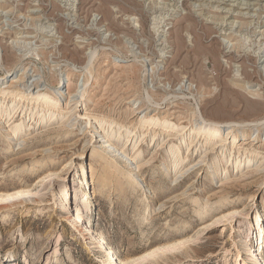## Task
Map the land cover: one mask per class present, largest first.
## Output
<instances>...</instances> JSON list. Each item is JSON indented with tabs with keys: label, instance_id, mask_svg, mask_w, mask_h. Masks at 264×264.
<instances>
[{
	"label": "rangeland",
	"instance_id": "374dc122",
	"mask_svg": "<svg viewBox=\"0 0 264 264\" xmlns=\"http://www.w3.org/2000/svg\"><path fill=\"white\" fill-rule=\"evenodd\" d=\"M206 122L237 146L190 143ZM73 177L116 264H253L264 0H0V264H110L61 212Z\"/></svg>",
	"mask_w": 264,
	"mask_h": 264
},
{
	"label": "bare ground",
	"instance_id": "6f19581e",
	"mask_svg": "<svg viewBox=\"0 0 264 264\" xmlns=\"http://www.w3.org/2000/svg\"><path fill=\"white\" fill-rule=\"evenodd\" d=\"M6 92V91H4ZM37 99H41V100H45L47 98L46 94H38ZM36 99V98H35ZM40 100V101H41ZM44 102V101H43ZM49 105V104H48ZM12 108V107H11ZM46 109V108H45ZM50 117V115H49ZM150 121V122H149ZM101 122V121H100ZM145 122H149L148 124H152V125H161L164 126L165 128H162L160 126V128L162 130H167L169 135H173L174 134V130L178 129L179 126H175L174 124L172 125L171 129H168L167 126L169 127V125L171 124V122H169L167 119H163L162 121L158 120L157 118H149L148 120H145ZM98 123L96 122V119L94 120H89L87 122V125H89V129H91V131H93L95 133L94 137H99L96 138L97 142L100 143V146L103 147L101 144L102 143H106V148L107 151H113L114 146L107 144V140L105 139V136L98 134L97 128H98ZM263 123V122H262ZM227 126V125H225ZM220 127H224L223 123L218 124V123H210V122H206L204 125H199L196 126L193 129V132L191 134V140L190 143H192L193 141H195V139L197 138V140L199 139H203L205 140V142L210 143V145L208 147L211 146L212 149L214 148H219L222 150L223 147H225L226 144L229 145V147H233V146H237V142H236V135H232V139L228 140L227 136L224 135V133L219 132V128ZM157 129V128H156ZM95 130V131H94ZM184 130V128H183ZM191 131V130H190ZM17 132V131H16ZM97 133V134H96ZM178 133V132H177ZM180 133V131H179ZM230 133V132H229ZM228 134V133H227ZM168 135V136H169ZM190 135V134H189ZM178 137V136H177ZM180 138H183V136H179ZM179 138V139H180ZM190 138V137H189ZM15 139V138H13ZM174 139L173 137H168V140ZM184 139V138H183ZM92 140V138H91ZM184 142V141H183ZM181 143V142H180ZM191 145V144H190ZM207 145V144H206ZM196 147V146H195ZM206 148V146H205ZM210 148V149H211ZM236 148V147H235ZM114 152V151H113ZM121 152H119L120 155ZM118 155V154H117ZM123 155V154H121ZM125 157V156H124ZM126 158V157H125ZM178 160V159H177ZM250 160V159H249ZM175 162V161H174ZM178 162V161H177ZM176 163V162H175ZM242 163V161L238 160L237 164L240 166V164ZM182 172V171H181ZM184 173V172H183ZM182 175V174H181ZM51 179V178H50ZM49 180V179H48ZM41 181H43V179H41ZM45 181V178H44ZM47 181V180H46ZM47 183V182H46ZM51 183V182H50ZM79 183V181L73 177L71 180H68V184H67V189L62 190L61 192L57 193V200H61V202L64 205V209L61 211L62 214L65 216V219L69 220L77 229H79V231L82 233L83 237L85 239L88 240H93L95 242H93V246L98 250V252L102 255H106L109 257L110 259V264H116L114 261V257L113 254L110 252V250L108 249L107 243L105 241V239L100 236L97 231L91 226V224L89 222H85L84 219L82 218V215L79 213L78 208H73L72 207V198H71V194L70 192V188H72V186H77ZM81 183V188H87V190L82 191L81 193V203H83V208L85 210H87L88 204L86 203V199L89 197V183L87 180L82 181ZM51 185V184H50ZM28 191V190H27ZM36 192L33 193V196L35 195ZM27 194H29L27 192ZM37 194V193H36ZM39 195V194H38ZM68 195L70 197V200L68 201ZM32 196V195H31ZM36 197V196H34ZM10 198V197H9ZM12 198V197H11ZM14 198V197H13ZM33 198V197H32ZM37 198V197H36ZM34 199V198H33ZM55 199V198H54ZM9 200V199H8ZM30 200V199H28ZM27 201V200H26ZM38 201V200H37ZM36 201V202H37ZM67 201V202H66ZM39 203V202H38ZM234 211V210H233ZM237 211V210H236ZM231 212V211H230ZM229 212V216H230V221L232 222L233 218L236 216V212L234 211L233 213ZM203 213V212H202ZM240 213V212H239ZM208 214V213H207ZM241 215V214H239ZM253 215V216H252ZM251 215L250 218H248L247 214H244L241 217H244L245 219H249L251 220V224L253 226V233L255 232V237H254V242L253 245L249 246L248 250H247V254L251 256V259L253 261V264H264V230L262 228V224H263V219H262V215L259 213V211L255 210L253 212V214ZM228 216V214H227ZM205 217V216H204ZM226 217V215H223V218ZM240 217V216H239ZM221 219H216L213 220L210 223L204 224L201 229L202 231H206L211 229L214 225H218L221 222ZM226 219V218H225ZM229 219V218H228ZM224 220V219H223ZM210 221V220H209ZM260 222V223H259ZM223 225V222H222ZM73 226V227H74ZM224 227V226H222ZM224 229V228H223ZM261 234H262V238H261ZM261 238V239H260Z\"/></svg>",
	"mask_w": 264,
	"mask_h": 264
}]
</instances>
